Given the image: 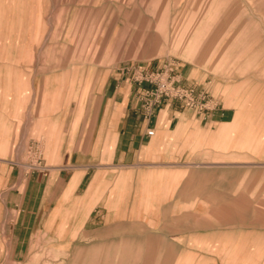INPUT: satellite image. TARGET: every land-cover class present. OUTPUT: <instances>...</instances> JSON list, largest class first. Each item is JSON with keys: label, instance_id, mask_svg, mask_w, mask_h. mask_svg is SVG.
Instances as JSON below:
<instances>
[{"label": "rangeland", "instance_id": "1", "mask_svg": "<svg viewBox=\"0 0 264 264\" xmlns=\"http://www.w3.org/2000/svg\"><path fill=\"white\" fill-rule=\"evenodd\" d=\"M155 65L186 71L208 108H227L228 123L198 151L221 162L195 169L221 197L229 199L233 185L224 217L264 223V0H0V89L18 95L14 109L34 137L37 129L54 127L58 110L71 107L75 124L85 106L102 105L114 77L135 80L139 69ZM24 141L8 153L39 173L43 150L55 146ZM84 204L63 195L54 215L62 223L76 213L81 219ZM72 228L56 240L57 231L47 227L24 244V257L3 264L165 263L152 256V242L142 243V258L102 256L100 242H75L71 252ZM247 244L264 250V243Z\"/></svg>", "mask_w": 264, "mask_h": 264}, {"label": "crops", "instance_id": "2", "mask_svg": "<svg viewBox=\"0 0 264 264\" xmlns=\"http://www.w3.org/2000/svg\"><path fill=\"white\" fill-rule=\"evenodd\" d=\"M172 73L183 85L199 88L186 71ZM115 79L117 85L113 81L101 95L102 105L85 106L75 124L72 108L60 109L54 127L35 129L37 137L14 109L18 95L0 89V264L24 257V244L47 227L61 240L68 226L73 227L71 252L75 242L87 247L100 242L102 256L142 258V243L152 242V256L165 258L164 264H264V250L247 244L264 243V223L224 217L227 203L233 206V185L229 199L221 197L213 186L202 185L195 169L221 162L198 151L228 123L227 108L198 113L170 101L145 119L137 93L150 84H139L132 75ZM21 140L55 146L51 153L43 150L45 167L39 173H30L8 153ZM63 195L82 200L86 216L79 219L76 213L69 223L56 218Z\"/></svg>", "mask_w": 264, "mask_h": 264}, {"label": "built area", "instance_id": "3", "mask_svg": "<svg viewBox=\"0 0 264 264\" xmlns=\"http://www.w3.org/2000/svg\"><path fill=\"white\" fill-rule=\"evenodd\" d=\"M135 74L137 83L150 84L149 87L137 93V101L145 119H149L162 103L170 101H177L198 113H205L211 109L203 102L205 93L199 92L194 87L183 85L176 75L172 74V69L169 67L139 69ZM148 134L153 135L154 129L148 130Z\"/></svg>", "mask_w": 264, "mask_h": 264}]
</instances>
